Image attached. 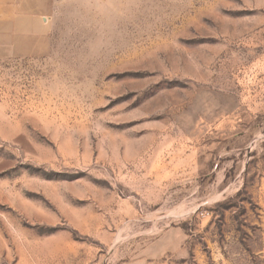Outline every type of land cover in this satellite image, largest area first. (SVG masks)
<instances>
[{"label":"rangeland","instance_id":"1","mask_svg":"<svg viewBox=\"0 0 264 264\" xmlns=\"http://www.w3.org/2000/svg\"><path fill=\"white\" fill-rule=\"evenodd\" d=\"M0 264H264V0H0Z\"/></svg>","mask_w":264,"mask_h":264}]
</instances>
